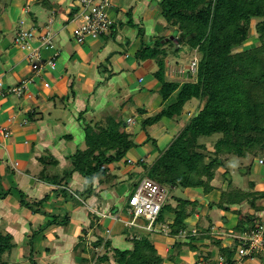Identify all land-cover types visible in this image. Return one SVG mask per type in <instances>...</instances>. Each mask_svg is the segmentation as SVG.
<instances>
[{
	"label": "crops",
	"instance_id": "1",
	"mask_svg": "<svg viewBox=\"0 0 264 264\" xmlns=\"http://www.w3.org/2000/svg\"><path fill=\"white\" fill-rule=\"evenodd\" d=\"M54 1L56 7L64 3V0ZM157 1L159 3L160 0H128L127 3L125 0H112L109 11L116 17L111 18L114 22L111 34L100 39L88 38L80 47L69 44L73 40L67 29H63L67 26L66 19L65 21H62L61 17L57 19V13L54 12L52 30L55 33L53 39L55 46L48 48L44 56L42 53L43 68L40 71L33 70L31 63L25 59L24 52L18 48L16 51L11 49L13 44L8 43L3 35L7 29L3 25L0 26L2 88L8 90L21 81L30 80L26 92L21 96L0 95V194L7 192L5 197H0V233L12 237L14 244L12 253L4 256V260L9 264H81L80 260L84 258L88 260L83 246L86 247L87 241L94 240V236L109 238L115 247L131 246L130 242L128 245L125 243L122 220H117L116 216H107L99 221L93 218L90 211L96 208L106 213L116 205L120 207L125 187L119 183L126 181L130 173L140 174L142 172L140 162L152 163L158 155L157 148H165L177 132V125L164 126L165 123H161L166 119L160 120L157 125L141 127L144 120L155 116L162 107V100L158 95L161 85L150 75L156 70L155 62L152 60L138 62L135 58L142 43L141 38L138 40L139 37L146 41V37L158 36L164 30L160 24L162 20L155 19L157 15L150 5L151 3L156 5ZM25 2L27 0H24ZM66 2L68 3V0ZM2 12L0 22L3 23L5 14L2 19ZM23 19L24 17L21 20ZM9 20L11 24L12 16H9ZM49 20L51 17L43 22L40 19L38 21L41 24L33 25L32 20L24 19L27 28L42 27ZM129 21L131 23H128ZM137 28L143 31L140 36L137 34ZM50 61L52 65H48ZM139 70L148 74V79L140 75ZM131 74H135V77ZM132 78L137 82L129 83L130 91L135 89L137 83L146 84L140 92L141 95L134 98L132 103L137 108L130 109L131 112L138 111L133 124L140 126L133 130V134L126 130L133 135L137 147L129 150L125 159L117 166L108 167L110 176L121 175L119 177L121 179H118L115 185H112L114 179L106 186L104 185L106 183H101L103 177L96 178L94 188L96 192L100 191L103 200H96L93 196L84 200L77 196L85 182L78 173H73L60 186L41 181L39 177L43 167L39 162L41 157L51 155L57 160L59 174L53 169L47 172L55 173L59 179L62 170L68 168L67 156L75 148L80 150L85 148L84 139L78 141L76 146L75 137L70 134L72 130L77 131L83 124L99 123L112 116L110 111L105 115L100 112L106 103L114 102L115 106L120 105L122 115L128 110L127 104L131 102L129 96L124 94L129 91L118 97L115 90L108 88L110 85L116 86L117 82L121 84L131 82ZM103 83H107L106 87ZM87 93L88 96L85 95ZM100 98L103 102L98 105L97 99ZM82 111L84 114L78 122L76 118ZM27 115L30 121H27ZM129 118L131 117L128 116L127 119ZM113 119L118 120L117 117ZM126 121L124 128L133 125H127ZM4 132L8 133L7 137L3 136ZM153 140L157 148L153 146ZM247 158L238 159L240 163H245L243 161ZM116 167H120L121 170L117 171ZM249 171H253L255 175H264V166L254 164L253 170L250 168ZM213 185L215 189L208 195H203L200 189L185 190L186 198L199 202L195 213L186 220L189 229L201 228L207 232L200 234L202 236L200 239L197 235V239L192 242L196 252L187 249L177 252L172 248L173 238L154 234L153 239L162 258L167 255L175 256L177 264H199L198 261L204 259L205 262L214 264L216 256L220 255L219 246L222 248L234 246L233 232L239 217L254 213L259 219L258 222L264 223V200L256 203V207L260 208L257 212H254L246 202L241 203L240 207H229L228 211L225 209L226 206L221 210L216 204L220 191H226L228 182L221 176L220 179L217 178L216 175ZM255 187L256 192H264V179H260ZM238 188L244 189V186ZM116 196H119V200ZM39 202L41 205L35 206L34 211L23 205ZM236 210H240V214L234 212ZM258 222L256 220L254 223ZM165 223L161 225H170L172 216L166 218ZM249 225H244L242 230ZM214 228L219 230V236L211 232ZM206 237L216 238L220 242L219 245ZM244 264H264V257L252 255L244 258Z\"/></svg>",
	"mask_w": 264,
	"mask_h": 264
},
{
	"label": "trees",
	"instance_id": "2",
	"mask_svg": "<svg viewBox=\"0 0 264 264\" xmlns=\"http://www.w3.org/2000/svg\"><path fill=\"white\" fill-rule=\"evenodd\" d=\"M53 1L36 0L31 3L40 7L38 15H41V18L42 14L46 13V19L50 17ZM12 2L14 0H0V11L7 9ZM158 6L166 25L174 29L179 38L171 36L173 40L166 41L165 38L170 37L168 34L151 37L152 41L142 42L135 54L138 62L152 60L157 64L158 69L153 76L161 85L158 95L162 100V109L157 115L144 120L141 127L152 126L162 119H168L175 123L174 125L181 124V128L164 150H157L158 155L152 163L140 162V174L144 176L140 181L146 178L159 184L167 190V198L169 189L177 188L200 189L203 195H208L215 189L213 181L224 163L220 158L223 137L225 139V136H228L235 143L246 147L252 157L264 156V0H160ZM36 20L40 18L36 17ZM113 29L112 25L110 34ZM142 33V29L137 28V34L140 36ZM161 40L164 42L160 43ZM174 40L177 46L184 44L187 47H179L174 56L182 50H195L198 57L194 79L182 84L170 81L166 73L165 59L168 53L164 47ZM247 44L253 46L245 47ZM193 102H198L196 113L184 120L182 114ZM83 114V111L78 113V122ZM29 117L27 115V121H30ZM82 126L85 148H75L67 156L68 168L62 170L61 177L58 179L55 173L47 172L53 169L59 174L58 162L51 155L39 159L43 166L39 177L43 182L60 186L73 173H78L85 182L77 196L84 200L92 196L96 200H103L100 191L96 192L94 188L96 178L103 177L101 183H106V186L114 179L112 185H115L117 176H110L108 167L117 166L125 159L127 152L137 145L133 141V135L122 131L121 121L116 122L113 118L107 117L102 122H90ZM206 141H212V151L208 150ZM152 142L157 148L156 142ZM225 155L236 156L232 151L226 152ZM236 157L243 158L242 155ZM249 159L248 156L247 161ZM125 163L126 161L123 162ZM249 166H245L246 172L249 171ZM221 173L229 185L226 191H220L216 204L219 209L222 210L226 206L228 211L229 207H240L241 203L246 202L254 212L260 211L256 203L264 199V193L254 190L257 183L248 184V192L241 188L232 189L227 177L228 171ZM134 175L136 173H130L127 180ZM138 183L132 184L133 192ZM6 194L7 192H3L0 197L3 198ZM173 199L175 205L172 207L166 204L162 207L156 225L165 223L166 212L171 214L172 223L167 227V235L173 238L172 248L177 252L183 249L196 252L192 242L197 239V235L200 239L201 235L207 232L198 228L196 235L187 234L191 229L186 220L195 213L199 202L189 198ZM23 205L34 211V207L40 206L41 202ZM119 208L116 205L106 214L114 217ZM234 212L240 214V210ZM90 213L94 219L99 220L97 215L91 211ZM255 221L254 213L239 217L233 235L241 234L247 229L242 230L244 225L253 226ZM183 232L186 233V238L180 237ZM153 236V233L140 232L134 239H125L127 245L131 242V246L125 248L113 246L110 239L103 242L101 238L94 236L93 247L105 243L109 251L103 254L101 259L92 258L85 260L86 262L80 260L79 263L177 264L175 256H160ZM206 238L216 245L220 243L214 237ZM234 242V246L228 248L219 246L220 255L228 263L233 260L239 245L235 238ZM13 248L12 237L0 233V264H9L4 260V256L11 254Z\"/></svg>",
	"mask_w": 264,
	"mask_h": 264
},
{
	"label": "rangeland",
	"instance_id": "3",
	"mask_svg": "<svg viewBox=\"0 0 264 264\" xmlns=\"http://www.w3.org/2000/svg\"><path fill=\"white\" fill-rule=\"evenodd\" d=\"M31 1L33 2V1H36V0H27L26 3H24V0H14V2H12L10 4V6L8 7L7 11L5 9L4 10L5 13L2 12V16H1L2 19H3V15L4 14L5 15H4L3 23L0 22V26L3 25V27L5 26V29H7V31H4L3 32L4 33L3 35H4V37H5V39H6V41L8 43L12 44L13 39H14V36L17 33V30H18V28L20 26L21 19L23 17L26 20H32L31 22H32L33 25H37L39 23L36 20V17H38L41 20L45 21V14L46 13L44 12L42 14V18H41V15H38V13L40 11V9H39L40 7L38 5H36L35 3H31ZM125 1H126V3L128 2V0H125ZM53 4H55L54 1H53ZM150 5H151V8H153L155 10V13L157 15V16H155V19L156 20H162V21H160V24L162 25V27L164 29H166L165 31L161 32L160 35L168 34V36H170L169 38H171V36H174L175 38H177V37L179 38V34L178 33L176 34L175 31H173L174 29H172L171 27H169L168 25H166L167 23H166L165 19L160 15V13H159L160 9H159V6H158V1H157L156 5H155V3H151ZM72 6H73V3H71V2H68L67 3L66 0H64V3L63 4H60L57 7L53 5L52 6L53 8L51 9V12H50L51 19H53V14L55 12V13H57V19H59L61 17L60 19H62V21L64 19H66V22H68L69 21V17H70V10H71V7ZM9 8H10V10H9ZM109 12H110L109 13L110 18H112L113 16H115V15H113L112 11H109ZM0 13H1V11H0ZM30 13H32L31 16H30ZM8 15L9 16H12V20H11L12 22H10L11 24L14 23V25L12 24V28H10V25L11 24H9V21L10 20H9V16ZM21 15H23V17ZM129 22L131 23V21H129ZM39 24H41V23H39ZM26 25L27 24H25V26L24 25H21V27L22 28H27ZM52 27H53V25L51 26V28ZM40 28L41 27L38 26V29H40ZM71 28H72V26H68L67 31L69 32L71 30ZM42 32H44L43 29H42ZM170 33H173V34L172 35H169ZM155 37H157V36H155ZM139 39L141 40V42L144 41V38H142V37H139L138 40ZM156 39H158V38H156ZM72 40L73 41L71 43H69L71 46L72 45L75 46V44L78 47L81 46V44L76 43L74 39H72ZM149 41H152V39L146 37V41H144V42L149 43ZM163 42H164V40L163 41L162 40L160 41V43H163ZM84 43H82V44H84ZM53 45L55 46V43H53ZM148 45H150V44H148ZM251 46H253V45H250V44L245 45V47H251ZM179 47H182L183 49H186L187 48L186 45H184V44H181L180 46H177L176 45V40H174L173 43L171 42V44L169 43L168 45H166L164 47L167 50V53H168V56L165 59V60H167L166 73H167V77L170 79V81L178 82L179 84H182L184 82H189V81L193 80L194 77L189 76V78L187 79L186 76H185V74H183V73H182L183 75L178 74L174 70V67L175 66H178V65L186 66L190 61H193L194 58H196L197 63H198V57H196V55H195V53H196L195 50L194 51H190V50L183 51L182 50V51H180V53H176L175 54L177 56H174V52ZM184 47H186V48H184ZM11 49L18 50L17 47L16 46H13V45H12ZM47 49L48 48H46V47H42L41 48V50H40L41 51V56H42V53H43V56L45 55L44 52H47ZM127 49H130V48L127 47ZM155 66H156V70H154L152 72V74H150L151 76H153V74L158 69L157 68V64H155ZM139 71H140V75L145 76L148 79V74L142 72L141 70H139ZM131 75H134V77H135V74H131ZM135 82H137V80L135 78H132V81L131 82L123 83L124 84V88H123V84H121L119 82H117L116 86L110 85L109 88H108V89L115 90L116 93L118 94V97H121L122 94H123V92L127 93L129 91V93L124 94V95H128L129 96V102H131V103L130 104H127V109L128 110L123 115L121 114V112L119 110L120 109V105L119 106H115L114 102H111V104L110 103L109 104L106 103V105L100 111L102 115H105L106 112H109L110 111V113H112V116H110V118L117 117L118 120H116V122H119V121L122 120L121 121V124H122L121 129H122V131H125L126 133L129 132V133H132V134H133V130L136 127L140 126V124L137 125L135 123V124L131 125L129 128L128 127H125L124 128V126H123L124 123H125L124 121H126V119H127L128 116L131 117L133 115V111L131 112L130 109L137 108V106H135L134 104H132L133 101H134V98H137V97H139L141 95L140 92L142 91V89L146 85L144 83H141V84L140 83H137L135 89H132L130 91L129 88H128L129 83H135ZM106 85H107V83H103V86L104 87H106ZM94 91H95V89H94ZM85 95L88 96L89 94L87 93ZM97 102H98V105L99 104H102L103 99L102 98L97 99ZM197 106H198V102H193L190 105V107L187 106L185 108V110H184V112L182 114L184 120L189 119L191 117V115H193V114L196 113ZM139 109H140V111H142L141 108H139ZM161 109H162V107H161ZM162 122L165 123L164 126L167 125V124H168L167 126H171L170 124H173L168 119L162 120L161 123ZM75 123H77V122H75ZM176 125H177V132H178L179 129L181 128V126H180L181 124H176ZM159 127L160 126H158V128ZM126 130H128V132ZM70 134H72V136L75 137V141L74 142H75V144L77 146L78 145V141L80 142L81 139H83L82 137H83V134L84 133L82 131V127L81 128L79 127V130L78 129H77V131L76 130L75 131L72 130L70 132ZM223 140H224V142H223V145H222V154H221L220 158L222 160H224V163L221 164L220 169L217 171V178L219 177V179H220V176H221L220 174H222L221 172H225L227 170L228 171L227 177H229L230 187L232 189H234V188H238V187L244 186V189L248 192V187H247L248 184H250V183H258L260 179H264V175L263 174H261L260 176L259 175H255L253 173V171L252 172H250V171L246 172V170H245L246 167H245L244 164L250 165L249 166V169L251 168V170H253L254 164H256V166H261V165L264 166V156L262 157V155H260V156H253L252 157L250 155L249 151L246 149V147H244L243 145H241L239 143L238 144L235 143L234 140H232L228 136H225V139L223 137ZM206 144L208 146V150L209 151H212L213 150L212 147H211L212 141H206ZM156 146H157V144H156ZM165 148H163V149H161V148L158 149L157 148V150H164ZM228 151H232V153L234 155H237V156L238 155H240V156L242 155L243 158H247L249 156L250 159H249V161H247V160L246 161H243L245 163H240L241 161L239 162V159H238L239 157L236 158V157H232L230 155L229 156L225 155L226 152H228ZM251 159L253 160V162H251ZM114 167L115 166H113V168ZM110 168H112V166ZM254 168L258 169L257 167H254ZM118 170H121V168L118 167L117 171ZM242 170H243V172H242ZM120 176L121 175H118L117 180L118 179L119 180L121 179V178H119ZM142 177H144L142 174H136L131 179H129L127 181H124V182L122 181V182L119 183V184L122 183L124 185L125 190L122 191L123 194L121 196V199H122V205L121 206H122V208L120 206L121 209L119 208L118 209V212H116L114 214L117 219H120L122 221H125L126 219H130V216H128V214H127V209H128L127 197L133 192L132 184L133 183H138ZM222 178H224V177H222ZM118 181H115V182H118ZM228 185H229V183H228ZM255 188H257V187H255ZM258 188L260 190H262L261 187H258ZM185 190H188V189H181V188L169 189L168 198L164 201L163 206L167 204V205H171L173 207L175 205V199H173V197H175L176 199L177 198L185 199L186 198L185 197ZM254 190H256V189H254ZM261 192L264 193L263 191H261ZM116 197H117V200H119V196H116ZM214 214H216V213L214 212ZM170 216H171V214H169V213L166 212L165 215H164L165 221H166V218H168ZM101 220L102 219L99 218V221H101ZM256 220H257V222L259 221L258 217L256 218ZM258 223H260V222H258ZM258 223H255V224H258ZM162 224H166V223H162ZM166 226H169V225H166ZM195 230L197 231V229H195ZM212 230L213 231H211V232L214 233L215 236H219V232H218L219 230H217L215 228L212 229ZM123 234L125 235V239H127V240L130 239L131 240V238L134 239L137 235H139L140 232L135 231V230H132V229H127L124 226ZM96 235H98V233H96ZM98 237L101 238L100 236H98ZM184 238H186V237H184ZM101 239L103 240V242L109 240V238H101ZM93 243L94 242L92 240L87 241L86 247L83 246V249L85 250L84 253H87L88 260L89 259L92 260V258H97V260L98 259H101L102 255L109 251V248L106 247L105 243H102L100 246H97L95 248V247H93ZM86 248H87V250H86ZM219 256L220 255L216 256L214 264H217L218 263L217 261L219 259ZM83 258H84V256H83ZM86 261H87V259H86ZM86 261H85V258H84V262H86ZM198 262H200L201 264H205L204 263L205 261L204 262L203 261H198ZM206 264H210V263H206Z\"/></svg>",
	"mask_w": 264,
	"mask_h": 264
},
{
	"label": "built area",
	"instance_id": "4",
	"mask_svg": "<svg viewBox=\"0 0 264 264\" xmlns=\"http://www.w3.org/2000/svg\"><path fill=\"white\" fill-rule=\"evenodd\" d=\"M68 2L73 3V6L70 10L67 26H64L63 29L72 26L68 33L76 43L82 44L88 38L100 39L110 34V28L114 23L109 16L112 0H68ZM52 24L53 20L51 19L46 26L41 29L22 28L21 25L25 26V21L23 19L14 36L12 44L25 53V59L31 63L33 70L40 71L43 68L41 64V48H50L53 45L55 33L51 28ZM42 29L44 32H42ZM197 64V60L194 58V60L190 61L186 66H175L174 70L178 74H185L188 79L189 76H195ZM48 65H52V62H48ZM29 81L30 80L21 81L8 90L3 89L0 83V95L5 97V95L12 94L19 97L26 92ZM137 116L138 112L133 111V115L131 118L127 119L126 124H133L134 118ZM3 136L7 137L8 133L4 132ZM166 198V189L152 180L146 178L142 179L134 192L127 197V214L130 216V219L122 221L124 226L127 229L138 232L153 234L162 233L168 236V226L161 224L158 226L156 225V220ZM91 212L101 219L108 216L106 213H102L96 208H92ZM197 233L198 232L193 229L187 234L194 236ZM180 237H186V233H181ZM233 238L239 243L233 260L228 263L222 256H219L217 264H244V258H248L252 255H261L264 257V223L249 226L245 231L239 235L233 236Z\"/></svg>",
	"mask_w": 264,
	"mask_h": 264
},
{
	"label": "water",
	"instance_id": "5",
	"mask_svg": "<svg viewBox=\"0 0 264 264\" xmlns=\"http://www.w3.org/2000/svg\"><path fill=\"white\" fill-rule=\"evenodd\" d=\"M165 40H166V41H167V40H173V37H171V38H169V39H165Z\"/></svg>",
	"mask_w": 264,
	"mask_h": 264
}]
</instances>
